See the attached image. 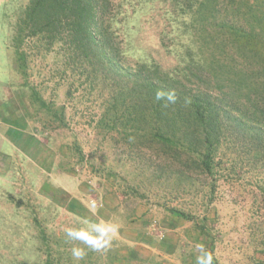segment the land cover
Instances as JSON below:
<instances>
[{
	"label": "rangeland",
	"instance_id": "obj_1",
	"mask_svg": "<svg viewBox=\"0 0 264 264\" xmlns=\"http://www.w3.org/2000/svg\"><path fill=\"white\" fill-rule=\"evenodd\" d=\"M29 1L0 0V264H196L201 246L213 264H264V166L249 135L226 131L205 171L168 141L135 78L141 64L187 76L193 40L243 34L264 0H124L113 70L40 39L22 68L12 39ZM200 77L184 78L208 86Z\"/></svg>",
	"mask_w": 264,
	"mask_h": 264
},
{
	"label": "trees",
	"instance_id": "obj_2",
	"mask_svg": "<svg viewBox=\"0 0 264 264\" xmlns=\"http://www.w3.org/2000/svg\"><path fill=\"white\" fill-rule=\"evenodd\" d=\"M123 2L30 0L14 26L12 39L21 67L27 66L24 46L40 39L48 46L66 45L92 66L120 68L121 51L115 43L113 21ZM247 26L243 34L195 39V48H187L190 65L184 69L188 73L184 77L199 82L206 74L208 86L188 87L189 80L179 74L138 65L135 78L143 83L140 93L144 96V89L149 92L152 116H158L155 123L174 148L187 156L197 154L205 171L215 169L218 148L228 130L249 135L250 151L264 166V20ZM258 26L262 34L256 33ZM214 79L221 81L215 88L211 87ZM158 92L164 94L159 100Z\"/></svg>",
	"mask_w": 264,
	"mask_h": 264
},
{
	"label": "clouds",
	"instance_id": "obj_3",
	"mask_svg": "<svg viewBox=\"0 0 264 264\" xmlns=\"http://www.w3.org/2000/svg\"><path fill=\"white\" fill-rule=\"evenodd\" d=\"M163 93L158 92L156 94L157 100L161 99L163 97ZM168 99L172 100L173 97L171 94L168 95ZM94 231L100 236V237H105L108 236L109 232H114L115 228L111 227L108 229H101L99 226H97ZM67 236L72 238V239H77V240H82L85 244L90 246L93 249H97L98 247H102L103 245H99L97 242L96 238L90 237L86 235L84 232L80 230H68ZM200 255L196 259V264H213V258L212 255L203 247H200ZM83 251L78 250V249H73V255L77 259L82 258L83 256Z\"/></svg>",
	"mask_w": 264,
	"mask_h": 264
}]
</instances>
